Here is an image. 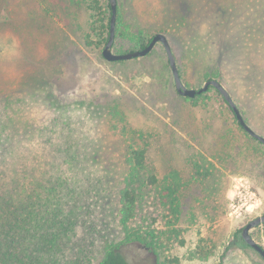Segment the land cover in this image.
Instances as JSON below:
<instances>
[{"label": "rangeland", "instance_id": "rangeland-1", "mask_svg": "<svg viewBox=\"0 0 264 264\" xmlns=\"http://www.w3.org/2000/svg\"><path fill=\"white\" fill-rule=\"evenodd\" d=\"M119 4L121 28L127 25L132 33L148 38L164 34L183 84L199 90L209 79L219 80L246 123L264 137V0H119ZM219 15L222 23L215 21ZM86 29L87 12L78 1L0 0V87L24 96L41 122L54 109L67 106L87 115L89 137L99 150L96 161L114 178L119 175L123 142L112 130L115 121L109 109L119 100L123 121L118 131L126 126L129 132H138L133 136L147 150L149 167L158 178L182 172L180 228L186 246L173 251L180 264H264L253 248L235 237L248 222L264 216V147L249 139L213 92L198 106L179 95L161 43L145 57L109 62L103 50L84 44ZM234 30L248 36L263 33L260 45L247 43L253 47L248 48L252 59L246 60L242 52L236 68L227 57L216 64L205 36ZM217 43L228 46L226 39ZM118 45L115 54L134 48L131 41ZM43 75L48 79L34 90L31 85H38L35 79ZM38 99L45 105L36 104ZM54 104L61 106L51 107ZM224 134L231 141L227 155L220 154ZM198 154L216 166L207 180L195 178L191 170L190 159ZM105 208V226L113 229L115 207L107 202ZM251 235L264 247V224ZM200 239L213 248L208 260L185 259ZM122 251L131 264H164L161 252L139 243H128Z\"/></svg>", "mask_w": 264, "mask_h": 264}, {"label": "trees", "instance_id": "trees-1", "mask_svg": "<svg viewBox=\"0 0 264 264\" xmlns=\"http://www.w3.org/2000/svg\"><path fill=\"white\" fill-rule=\"evenodd\" d=\"M73 1H78L87 12L84 44L102 52L110 38L111 0ZM214 18L216 22L224 20L221 15ZM117 19L113 48H119L120 42L131 41L134 45L131 52H135L150 44L153 38L132 33L127 25L121 28L123 9L119 0ZM262 34L248 36L234 30L220 35L211 31L205 38L216 64L227 57L236 68L242 63L239 60L242 52L246 60L252 59L248 48L260 45ZM221 39H226V48L217 43ZM250 42H254L253 47L246 46ZM254 70L259 71L252 67L251 71ZM46 77L35 79L38 85L31 87L38 89ZM212 92L228 107L249 139L264 147L244 130L216 88L210 87L206 93L185 100L198 106ZM36 104L45 105L39 99ZM114 104L109 109L115 121L112 130L123 142L119 175L115 178L96 161L99 150L89 137L87 115L67 106L54 109L41 122L32 115V104L24 96L0 87V264H131L122 251L128 243L161 252L164 264L181 263L173 251L176 246H186L180 228L185 188L182 172L172 171L160 180L149 167L147 150L138 146L133 136L138 132L132 129L129 132L126 126L118 131L123 120L119 119V100ZM54 106L61 105L51 107ZM88 107L93 114L90 110L93 103ZM227 138L224 134L220 154H229L231 141ZM190 167L195 178L205 180L216 170L215 164L203 154L191 158ZM107 202L117 214L113 229L105 226ZM247 224L235 233L242 241ZM208 245L207 240L200 239L185 259L208 260V252L213 250Z\"/></svg>", "mask_w": 264, "mask_h": 264}, {"label": "water", "instance_id": "water-1", "mask_svg": "<svg viewBox=\"0 0 264 264\" xmlns=\"http://www.w3.org/2000/svg\"><path fill=\"white\" fill-rule=\"evenodd\" d=\"M111 5L113 9V16H112V21H111V29H110V38L109 41L106 45V47L103 50V56L104 58L109 61V62H118V61H125V60H131L134 58H140V57H145L148 54L152 52V50L155 48V46L159 43H161L166 52L167 56L169 59V63L171 66V70L174 76V81H175V87L177 89V92L179 95L185 97V98H195L197 95H201L203 93H206L210 87L216 88L221 95L226 99L228 104L231 106L233 109L238 122L240 125L244 128V130L253 138L257 139L261 143L264 144V137L256 133L245 121L243 118L238 106L234 102L231 94L229 91L224 87V85L216 79L208 80L204 87L195 90V89H189L187 88L182 81L176 58L174 56L173 50L171 48L170 42L168 38L164 34H157L153 37L152 41L150 44L143 50L140 51H135L127 54H115L113 51V45L115 42V33H116V20H117V6L118 2L117 0H111ZM264 224V216L258 217L251 222L247 224V226L243 229L242 232V238L244 241L247 243L248 246L253 248L263 259H264V249L262 246H260L252 237L251 231L261 225Z\"/></svg>", "mask_w": 264, "mask_h": 264}]
</instances>
